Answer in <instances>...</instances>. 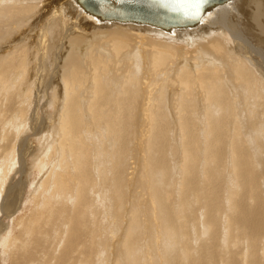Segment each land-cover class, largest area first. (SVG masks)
Returning a JSON list of instances; mask_svg holds the SVG:
<instances>
[{
  "label": "bare ground",
  "instance_id": "bare-ground-1",
  "mask_svg": "<svg viewBox=\"0 0 264 264\" xmlns=\"http://www.w3.org/2000/svg\"><path fill=\"white\" fill-rule=\"evenodd\" d=\"M217 1L164 31L136 0H0V264H264V0ZM42 12L75 27L15 43Z\"/></svg>",
  "mask_w": 264,
  "mask_h": 264
},
{
  "label": "rangeland",
  "instance_id": "rangeland-1",
  "mask_svg": "<svg viewBox=\"0 0 264 264\" xmlns=\"http://www.w3.org/2000/svg\"><path fill=\"white\" fill-rule=\"evenodd\" d=\"M48 5V4H47ZM42 14V16H44V15H46L45 16V18L44 17H41V16H39V18H37L36 20H34L32 23H31V25L30 26H28L27 27V31H26V29L24 28V29H22L21 31H19V32H17V33H13V36H14V42L16 43L17 41H19V40H21L22 39V36L24 35V33L25 34H28V36L29 37H33L34 38V42L36 43L37 41H39V38H40V35H36V33H38L39 32V30L42 28L43 29V27H44V25H45V28L46 27H48L49 28V30L50 31H52V34H55V32L57 33V31L58 30H63V35L65 34V31H66V28H67V30L68 29H71L73 26H74V23L72 22V21H69L68 20V23H67V27L66 28H63L62 26H60V24H58V22L55 20V19H53L51 16H52V14L51 13H49V14H45L44 12H42L41 13ZM49 19H50V21H49ZM49 22V23H48ZM47 24V25H46ZM252 22L251 21H248L247 23H244V24H242V26L244 27L242 30H243V32H244V34L245 35H247V32H248V27H252ZM52 27H54V28H52ZM75 27V26H74ZM44 28V29H45ZM116 28H113V29H109V30H115ZM14 31V30H13ZM69 31V30H68ZM54 32V33H53ZM69 33H73V30L71 31V32H69ZM25 44H27L28 45V41L25 43ZM38 63V60H34L33 61V68L35 69V71L33 72V75H35L34 76V79H36L37 78V74H38V69L35 67V65ZM55 70L54 69H52V68H50V71H49V73L48 74H51V82L49 81V79H48V82H49V84L51 85V89H48V91H47V93H48V95L50 96L51 95V93H52V91H54L55 90V93L57 94L58 93V91H59V84H58V82H60V81H58V80H56L55 78H53V75L55 74V72H54ZM53 72V73H52ZM47 74V75H48ZM49 76V75H48ZM47 78H49V77H47L46 76V79ZM46 81V80H45ZM57 83V84H56ZM34 96H35V94H34ZM31 100V99H30ZM45 99L44 98H40L39 100H38V104H43V103H45ZM33 105H31L29 108H28V111H26V114H25V119L28 117V122L29 123H31L32 122V119H31V116H32V114H33V108H34V102H35V100H34V98H33ZM51 107H52V104H51ZM45 110V108L43 107L42 108V106H41V109L39 110V115H38V119L40 120V121H42L44 124H47L46 125V129L44 130V132H43V134L40 136V137H35L34 136V132L30 129V125L29 124H25V125H23L24 126V128H23V126H22V128L21 129H19V131H18V133L20 134V136L22 137L21 139H20V141H22V140H24V142H25V140H29L30 141V144L33 146V149L35 148V150L33 151L34 153H40L42 150H41V148L40 147H42V145H46V144H48L49 143V140L48 139H46L47 137H49V135L52 133V128H53V125L51 124V121H50V119L52 118V116L51 115H49V116H46L45 114H44V111H42V110ZM31 110V111H30ZM28 113V114H27ZM30 114V115H29ZM30 117V118H29ZM49 118V119H48ZM31 121V122H30ZM46 121V122H45ZM23 129V130H22ZM20 130H22V131H20ZM24 131H25V133H24ZM31 131V132H30ZM25 134V135H24ZM39 140V141H38ZM32 149V150H33ZM32 165L33 166H28L27 167V169H26V172H25V170L23 169V168H21L20 170H22V171H20V173H26L25 174V176H23V177H21L19 174H16V172H17V168H19L18 166H17V168H15V172H13L12 173V175L14 176V179L17 181V182H19V183H24V184H26L28 187L31 185V181H32V171H34L35 172V170H34V166H36L37 164L36 163H32ZM137 171H138V168H137ZM137 175H139V174H135L133 177H132V179H130V180H127L126 181V183H128V184H130V187H131V195L129 196L130 197V199H131V201L132 200H134V201H137V198H136V196H137V194H138V191L140 190V188L138 189V184H137V182L139 181L138 179V177H137ZM21 183V184H22ZM138 190V191H137ZM136 191H137V193H136ZM135 193V194H134ZM139 200V199H138ZM15 217H16V215H15ZM116 219V220H115ZM12 220V218L8 221V220H4L5 221V224H6V229H11V227H12V225H13V221H11ZM121 220V221H120ZM112 221H113V223H114V226H113V230H114V235L116 236V243L118 244V242L121 240V238H122V236H123V234L122 233H124V229L126 228V225H125V223H123L124 222V220H123V218H120V217H116V216H114L113 218H112ZM123 221V222H122ZM116 222V223H115ZM118 223V224H117ZM117 224V225H116ZM119 225V226H118ZM124 228V229H123ZM116 229V230H115ZM7 230V231H8ZM123 230V231H122ZM118 233V234H117ZM3 239L4 238H2V236H0V243L3 241ZM5 239H7V238H5ZM120 239V240H119ZM8 240V239H7ZM112 248H110L109 250H111ZM106 255V253L104 252V253H102L101 255ZM110 259H112V257L110 258Z\"/></svg>",
  "mask_w": 264,
  "mask_h": 264
},
{
  "label": "water",
  "instance_id": "water-1",
  "mask_svg": "<svg viewBox=\"0 0 264 264\" xmlns=\"http://www.w3.org/2000/svg\"><path fill=\"white\" fill-rule=\"evenodd\" d=\"M141 8L146 5L148 11L158 18L159 28L172 31L173 28H190L203 14L206 3L215 0H136ZM223 2L219 0L217 2ZM143 5V6H142ZM151 15V14H150ZM152 18V17H151ZM153 23V18H152ZM153 25V24H152ZM161 26V27H160Z\"/></svg>",
  "mask_w": 264,
  "mask_h": 264
}]
</instances>
